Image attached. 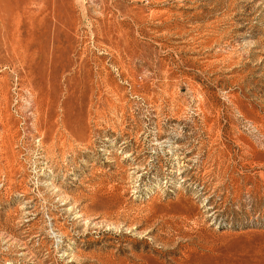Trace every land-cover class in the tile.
<instances>
[{
    "label": "rangeland",
    "instance_id": "1",
    "mask_svg": "<svg viewBox=\"0 0 264 264\" xmlns=\"http://www.w3.org/2000/svg\"><path fill=\"white\" fill-rule=\"evenodd\" d=\"M0 264H264V0H0Z\"/></svg>",
    "mask_w": 264,
    "mask_h": 264
},
{
    "label": "bare ground",
    "instance_id": "2",
    "mask_svg": "<svg viewBox=\"0 0 264 264\" xmlns=\"http://www.w3.org/2000/svg\"><path fill=\"white\" fill-rule=\"evenodd\" d=\"M15 3V2H14ZM15 15V14H14ZM14 17V16H13ZM13 19V18H12Z\"/></svg>",
    "mask_w": 264,
    "mask_h": 264
}]
</instances>
